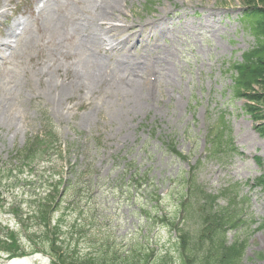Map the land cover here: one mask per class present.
<instances>
[{
	"label": "rangeland",
	"instance_id": "obj_1",
	"mask_svg": "<svg viewBox=\"0 0 264 264\" xmlns=\"http://www.w3.org/2000/svg\"><path fill=\"white\" fill-rule=\"evenodd\" d=\"M26 1L0 0V41L15 20L22 19L25 27L16 44L13 39L11 50H0V106L5 108L0 107V161L8 162L28 143L36 145L21 170L0 171V250L9 237L8 229L16 228L10 202L24 201L23 213L30 212L31 178L35 187L36 180L46 178L54 168V172L62 170L57 179L60 190L78 182L83 198L80 206L89 205L87 211L74 215L84 235L75 241L80 255L91 257L103 245L126 251L141 243L154 249L155 256L163 258L162 264H174L179 258L175 247L178 234L168 223L149 229L141 208L149 210L150 201L157 196L159 214L175 217L187 191L184 181L194 173L202 193L191 199L193 218L184 223L180 213L176 223H183L193 242L205 243L200 244L201 253L196 257L212 247L208 237L214 226L205 210L209 208L206 196L239 183L248 200L243 206L245 224L238 231L228 229L227 243L246 240L239 264H264V188L258 184L260 180L264 184V135L258 126L264 115L256 122L245 112L250 104L246 95L251 94L237 98L232 75L233 65L242 63L245 53L256 45L254 35L240 19L247 9L263 11L264 0H126L114 24L124 27L127 37H132L127 51L138 58V65L152 69L147 75L151 79L149 99L142 109L133 98L112 91L111 85L96 86L91 92L83 89L72 94L67 90L68 98L57 103L47 80L61 87L83 68L80 40L74 33L61 36L52 27L45 31L29 13L36 1L27 7ZM86 1L49 3L65 7L79 19ZM167 52L169 58L164 60ZM109 53L101 51L105 58ZM117 55L113 57L117 59ZM154 69L158 75L151 76ZM118 76L119 72L115 78ZM110 80L107 82L112 83ZM254 89L264 96L261 87ZM255 108L260 116L264 103ZM6 112L8 119L4 118ZM222 114L236 151L228 152L229 158L216 159L208 156L206 139L210 123ZM198 163L199 168L193 171ZM84 184L88 189L82 192ZM219 204L228 206L225 200ZM71 213L67 211L63 220L71 221ZM70 234L66 232L67 237ZM22 243L29 246L25 236ZM24 255L10 260L0 254V264H52L48 255H31L29 248Z\"/></svg>",
	"mask_w": 264,
	"mask_h": 264
},
{
	"label": "trees",
	"instance_id": "obj_2",
	"mask_svg": "<svg viewBox=\"0 0 264 264\" xmlns=\"http://www.w3.org/2000/svg\"><path fill=\"white\" fill-rule=\"evenodd\" d=\"M240 22L247 31L254 35L256 45L245 53L242 63L233 65L234 95L238 98L248 93L251 94L250 96L246 95L250 104L246 105L245 112L250 114L257 122V120H262L261 116L264 115V112L260 110L261 115L257 116L256 111L258 110H256L255 105L263 104L264 96L257 95L254 89L258 86L264 91V10L247 9ZM252 103L254 106L251 105ZM259 125L262 126L260 132L264 135V122L259 123ZM230 134L231 130L224 114L216 122H211L206 139L208 156L216 159L229 158L228 152L236 151L232 145ZM55 144L58 145L57 142ZM59 147L58 145V156L60 158L62 156ZM35 149L34 142L32 144L28 143L25 148L20 149L14 156L10 157L8 162L3 163L0 161V171L14 172L15 170H21L25 162L32 158ZM171 149L175 154L182 157L173 147ZM16 162L18 165L15 164L16 166L12 168L4 169L5 166ZM198 168L199 163L193 168V171ZM61 172L62 170L54 172V168H52V173L49 176L36 180L38 185L35 187L33 185L35 179L31 178L32 180L29 183L32 184V188L28 192V202L30 200L32 202L29 205L31 211L27 214L23 213L24 201L20 203L10 202L12 208H14L16 228L13 230L8 229L6 236L9 237L2 244L3 248H1L0 254L7 256L10 260L22 258L29 248L31 255L37 253L48 255L52 264H150L152 260L151 264L163 263V258L155 256L156 251L154 249H150L141 243L129 246L126 251L120 250L119 247H106L103 245L91 257L80 255L79 243L75 241L80 240L78 236L84 235L82 234V225H78L74 215H80L88 209H82L80 206L83 198L80 196V190H77L79 188L78 182L69 184L63 190H60V180L58 182L57 179H59ZM135 182L136 185L134 184L133 187L138 189L140 180ZM184 182L187 191L180 199L175 217L167 218L164 214H159V207L157 208V206L160 200L157 199V196H153L150 201L152 206L149 210H146V206L141 208V211L145 212L149 229L158 223H168L172 230L178 234L175 247L177 253H179V258L174 264H190L191 262L193 264H239L245 252L246 240H236L228 244L226 233L228 229L238 231L245 224L242 220L243 206L248 200L246 195L243 194V186L239 183H233L217 195L206 196V204L209 208H205V210L207 209L210 225L214 226V230L210 232L208 237L212 247L197 258L196 256L201 253L202 249L200 244L203 246L205 243L203 240L193 242L189 232L182 226L183 223L177 224L176 219L180 213L184 215L182 217L184 223H186L188 217L193 218L194 206L191 199L197 193H202V186L197 183L194 173L192 175L188 174ZM258 184L264 188L261 180L258 181ZM130 193V188H128V194L132 197L133 194ZM77 197L80 199L79 202ZM68 200L72 201L66 204ZM221 200L227 201L228 206H220ZM63 210H65V214H61ZM69 210L72 211L71 214H68L72 217V220L64 221L63 218ZM35 224L37 225L34 227ZM66 232L71 233L69 237H67ZM76 232L79 235H75ZM22 236L27 238L29 246L22 243Z\"/></svg>",
	"mask_w": 264,
	"mask_h": 264
},
{
	"label": "bare ground",
	"instance_id": "obj_3",
	"mask_svg": "<svg viewBox=\"0 0 264 264\" xmlns=\"http://www.w3.org/2000/svg\"><path fill=\"white\" fill-rule=\"evenodd\" d=\"M125 1L88 0L79 11V19L74 18L65 7H61L59 4L53 5L49 3V0H36V7L29 8V13L35 15L36 20L42 24L45 31L48 32L49 27H52L61 36L74 33L80 40L81 53L85 57V62L82 64L83 68L81 67V70L75 73L72 79L64 80L65 85L61 84V87L58 84L52 86L53 81L50 84V79L47 80V84L50 86L48 90L51 88V91L56 93L54 98L57 103L61 104L64 99L68 98V91L72 94L76 90L81 92L83 89L91 92L96 86L101 88L104 85H111L112 91L117 92L118 95L123 94L126 96L125 98H133L138 108L142 109L146 106L149 99V94H147L149 89L147 90V87L151 85L150 76L147 75L152 72V69L144 64L143 66L138 65V58L127 51L132 37H127L124 27L114 24L123 13L121 8ZM39 3L44 5L37 13L36 9ZM158 27L163 28V25L159 24ZM23 28H25L23 20H15L14 24L8 29L7 37L0 41L2 52H4V48L7 50L12 49L13 39L16 44L18 42L17 38L24 32ZM102 50L111 51L110 56L107 58L102 56ZM116 52L118 53L117 59L115 58L116 54L113 57ZM169 55L170 53L167 52L164 55V60L168 59ZM166 64L165 68L170 71L168 69L169 64ZM56 70V73H58V64ZM117 72L120 73V76L115 78ZM122 72L124 73L122 74ZM79 73H84V75ZM135 74H137V77H135ZM156 74L154 69L151 76ZM169 74L171 73L169 72ZM126 75L129 78H126ZM143 75L147 77L145 78ZM80 76L83 78H79ZM112 79H114V82ZM107 80L112 83H108ZM0 107L2 108V106ZM8 116L9 114L6 112L4 118Z\"/></svg>",
	"mask_w": 264,
	"mask_h": 264
}]
</instances>
